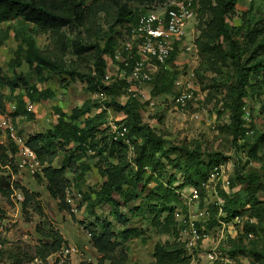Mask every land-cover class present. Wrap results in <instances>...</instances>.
Returning <instances> with one entry per match:
<instances>
[{"label": "trees", "instance_id": "trees-1", "mask_svg": "<svg viewBox=\"0 0 264 264\" xmlns=\"http://www.w3.org/2000/svg\"><path fill=\"white\" fill-rule=\"evenodd\" d=\"M165 1L167 0H90L88 5H84L83 0H0V25L7 23L4 29L0 28V33H4L5 40L9 34H12L13 39L18 42L13 59L10 61L15 64L9 62V66L14 69L26 64L28 67L27 73H18L12 80H4L0 77V86H6L11 94L20 86L27 87V76L30 73L42 76L44 71L50 72L58 68L56 47L63 29L73 30L75 27L84 26L88 30L95 28V37L103 41L102 47L96 43L88 47V49L96 50L95 87L111 96L110 102L106 103L105 107L111 108L114 113L124 115L125 123L122 124L128 130L127 137L133 147L132 155L128 156L127 146L120 141H113L110 134L108 135L110 146L97 149L93 135L97 131H104L101 127L106 122V112L99 110L92 115L91 109L94 105L87 100L80 107L72 108L70 113L55 108L54 123L44 132L30 134L27 138V145L35 153L39 162L45 165L42 175L37 177L44 181L46 191L56 201L58 208L67 212H71V206L66 202V190L69 185L67 175L71 173L73 176H78L81 182L86 178V175L91 172V167L83 161L84 157L87 158L88 151H98L96 154L105 163L108 159L117 160L116 164L107 163L104 167L97 165V172L103 180L96 185L95 198L88 207V213L94 216L95 224H97V227L89 233L91 245L99 255L100 264L105 262L128 264L127 250L122 242L130 235L140 236V233L134 229H125L116 233L110 220L96 217L94 207L104 204L110 207L112 219L122 226H127L131 218H146V221L149 220V225L160 234L173 235L171 241L154 244L152 248L154 261L151 264H189L184 246L176 238L173 213L174 208L180 204L177 190L184 186L199 185L207 179L212 168L219 164L203 162L199 157V151L195 148L189 149L176 145L166 147V141L142 121L145 103L129 99L124 104H119L116 100L124 93V83H102L107 59L113 56L118 44L117 38L121 36L123 30H128V27L136 21V7ZM214 1L215 27L228 44L233 66V80L226 87L227 93L223 106L229 113L228 128L234 140L240 139L245 142H248L249 138L253 140V144L249 145L247 151L249 165L252 159H255L257 144L264 141V131L259 132L254 129L250 114L248 119H244L248 88L253 86L249 81L258 76L264 79V49L261 46L264 36L258 39L252 31H249L242 36V43L235 39V34L240 31V27L234 30L230 28L225 21V16L232 13L237 0ZM111 8H114L115 13L111 22L103 30L100 27L99 16L103 15V19L105 16L108 18ZM198 11L200 14V9ZM116 27L124 29L122 31L120 29L119 32L115 30ZM40 35H48L51 42L55 43V49L38 48L34 38ZM2 45L3 41L0 39V47ZM58 45L61 46L60 42ZM242 52H245L247 56L241 58ZM173 59L174 55L167 65H171ZM177 76L178 71L173 68L161 69L152 82L151 96L155 98L164 95L169 98L173 94V81ZM52 97L53 92L49 89L38 90L36 86H30L25 95L17 94L16 101H11L15 103V111L11 115L12 121L21 115H29L26 117L29 120L34 117L33 112L26 109L25 99L32 104H38ZM2 99L3 97L0 96L1 113L5 111L6 104L3 105ZM106 129L108 130L107 126ZM249 131L251 134H248ZM8 146V148L0 146V166L14 167L12 162H14L15 148L11 143ZM101 153H105V157H102ZM172 155H175V158L171 162L173 165L175 162L178 163L179 167L184 169L185 176L184 181L174 189L171 186L174 175L171 174L170 180L163 183L155 174L162 168L159 158L170 161L169 157ZM59 157L61 161L58 167H55L53 162ZM125 158L133 164V168L128 171H125ZM178 165L176 164L173 168L176 169ZM233 178V181L243 187V191L247 194V201L241 202L240 195L234 190L231 198L221 193L225 198L224 211L227 219L237 214L248 215L243 208L247 202L251 201L254 209L248 217L254 219L255 223H245L243 230L244 233L252 232L255 236L264 230L262 225L264 201L259 202L258 199V194L264 193L260 176L255 170L245 172L236 165ZM233 181H230L232 188ZM16 186L18 188V185ZM81 186H77L76 192L83 198L85 192ZM19 188L24 198L23 205L35 200L36 193H31L23 187ZM0 192L6 194L9 190L0 185ZM136 201L137 204L128 208L129 217L120 212V206L126 207ZM165 213L166 215L162 216ZM45 237L51 241L40 242L34 253L35 257L42 260L59 251L64 244V239L58 231H53L51 235ZM252 240L246 242L243 235H240L236 240H230L228 247L222 248V251L234 256L239 246L245 248Z\"/></svg>", "mask_w": 264, "mask_h": 264}, {"label": "rangeland", "instance_id": "rangeland-1", "mask_svg": "<svg viewBox=\"0 0 264 264\" xmlns=\"http://www.w3.org/2000/svg\"><path fill=\"white\" fill-rule=\"evenodd\" d=\"M197 1L200 9V39L198 65L195 73L199 82L201 100L190 105L187 110L177 111L172 107L169 98L159 95L154 98L155 106L152 109H143L142 121L166 141V147L176 145L189 149L195 148L199 151V157L203 162H217L226 166L230 181L234 179L233 170L236 165L245 172L255 170L259 174L264 188V141L257 144L255 159H252V164L248 165L247 151L249 145L253 144L252 138H249L248 142L240 139L234 140L233 134L228 128L229 113L224 108L223 102L226 98V87L233 80V66L228 44L218 34L215 27V1ZM83 2L84 5H88L90 0H83ZM113 11L114 8H111L108 18L105 16L103 19V15L99 16L101 29H106L108 23L111 22L115 13ZM225 21L233 30L240 27V31L235 34V39L241 43L242 36L249 31H252L258 39L262 38L264 36V0H237L232 13L225 16ZM6 25L7 23H2L0 28L4 29ZM120 29L122 31L124 28H115L119 32ZM95 30V28L88 30L85 26L75 27L73 30L63 29L59 38L61 46L58 45L57 40V47L53 41L51 42L48 35L34 38L40 49H55L56 47L59 66L53 71H44L42 76L30 73L27 76V87L20 86L12 94L6 86H0L2 103L4 105V103L16 101L17 94L25 95L30 86H36L38 90L49 89L53 92V97L36 105L32 119L26 118L29 115L17 116L13 121L15 127L22 132H29V134L44 132L56 119L55 108L70 113L72 108L80 107L87 100L94 105L91 109L92 115L99 110L106 112V122L101 127V130L104 129V131L95 132L93 141L97 143V149L110 146L109 130L106 129V126L109 122L125 123V117L122 113H114L111 108L105 107L106 103L110 102L111 96L95 87L94 58L96 50L88 49V47L94 43L100 47L103 46V41L97 40L95 37ZM3 35L4 33L1 32L0 39L3 41V47L0 50V77L4 80H12L18 73H27L28 67L26 64L14 69L9 66L18 42L13 39L12 34H9L6 40ZM261 42H263L261 46L264 49V40ZM240 56L242 58L247 55L242 52ZM184 57L180 60H185ZM10 63L15 64V62ZM249 82L253 86L248 88L245 109L251 116L254 129L261 132L264 131V79L258 76L250 79ZM128 100L124 94H121L116 101L119 104H124ZM0 136H2L1 132ZM93 151H88L87 158H83V161L91 167V172L82 182L78 176H73L71 173L67 175L68 189L71 193H76L78 185H82L85 192L82 201L77 202L80 205L77 206L75 213L60 210L56 201L46 191L44 181L30 174L28 170L16 167L14 162H12L14 167L11 165L0 166V185L9 190V193L6 194L0 192L2 227L0 264H29L34 256L35 248L40 242H50L51 240L45 236L51 235L53 231H58L61 234L64 239L63 245H73L81 251L82 257L85 259L82 261L83 264H100L98 262L99 255L93 249L89 235V232L95 229L97 224H95L94 216L88 213V207L95 198L96 185L103 180L97 172V165L104 167L107 163L116 164L117 160L108 159L105 163L96 154L98 151ZM101 155L105 157V153H101ZM174 158L175 155L169 157L170 161L159 158L162 168L155 172L163 183L170 180L171 174L174 175V182L171 185L173 189L179 186L185 178L184 169L180 168L178 163L175 162L173 165L171 162ZM60 161L61 157L55 160L53 165L58 167ZM124 164L125 171L133 168V164L127 158H125ZM176 164L179 168L175 169L173 167ZM232 184L233 188L230 185L231 191H236L240 195L241 202L245 203L247 194L243 191V187L236 181H233ZM19 187L36 193L37 196L34 201L26 205L18 203V212H16L10 198V188L20 191ZM258 199L259 202H263L264 193L260 192ZM137 203L136 201L126 207L120 206V212L129 217L128 208ZM243 209L249 215L254 209L252 202H247ZM6 211H9L13 217L7 215ZM94 214L99 219L110 220L116 233L125 229H134L140 233V236L130 235L122 242L127 250L128 264H151L154 261L152 258L154 244L173 239L171 233L160 234L157 232L149 225V220L146 221V218H131L127 226H122L112 219L111 210L107 204L96 205ZM164 215L166 213L162 216ZM262 225L264 229V217ZM85 246L87 249L84 250ZM239 247L231 264H264V230L255 235L252 242L248 243L245 248ZM207 249L209 246L205 245L198 253L201 255ZM79 259H81L79 256L73 257L75 262H79ZM197 260L196 264H203L202 258L198 257Z\"/></svg>", "mask_w": 264, "mask_h": 264}, {"label": "built area", "instance_id": "built-area-1", "mask_svg": "<svg viewBox=\"0 0 264 264\" xmlns=\"http://www.w3.org/2000/svg\"><path fill=\"white\" fill-rule=\"evenodd\" d=\"M197 0H167L163 3H151L137 6V17L128 30H123L117 38V47L108 64L102 83H124V97L145 103V109L155 106L151 96L152 82L161 69L173 68L178 76L173 81V94L169 96L172 107L184 111L190 105L201 100L199 82L195 69L198 65L199 50L197 41L200 30V14ZM174 55L171 65H167ZM185 56V60H180ZM26 109L34 111V104L27 99ZM15 103H6L5 111L0 113V146L15 148L13 161L16 167L25 169L33 176H41L45 165L41 164L35 153L27 145L29 132L15 127L12 113ZM249 112L244 109V119ZM108 130L113 141H120L128 148V156L133 147L127 137V128L123 124L109 122ZM251 134V131L248 132ZM252 164L251 162L249 163ZM12 191V192H11ZM10 198L18 212V203L24 198L21 191L10 188ZM180 204L174 208V221L177 241L183 244L189 264H196L202 258L203 264H231L234 256L222 251L230 240L243 235L244 241L254 238L252 232L244 233L245 223L253 224L254 219L245 214H237L227 219L224 211L225 198H231L230 177L227 167L218 164L212 168L207 179L199 185H189L177 190ZM81 194L66 190V202L71 212H76L81 202ZM6 214L13 217L9 211ZM2 232L0 220V233ZM90 235V234H89ZM209 246L201 255L199 250ZM2 245L0 244V249ZM87 249V246L83 247ZM79 256V262L73 260ZM81 251L73 245H62L59 251L45 260L33 257L29 264H83ZM88 264V263H86Z\"/></svg>", "mask_w": 264, "mask_h": 264}, {"label": "crops", "instance_id": "crops-1", "mask_svg": "<svg viewBox=\"0 0 264 264\" xmlns=\"http://www.w3.org/2000/svg\"><path fill=\"white\" fill-rule=\"evenodd\" d=\"M2 47H3V45L0 47V50ZM36 105H38V104H34V111L33 112H35V110H36Z\"/></svg>", "mask_w": 264, "mask_h": 264}]
</instances>
